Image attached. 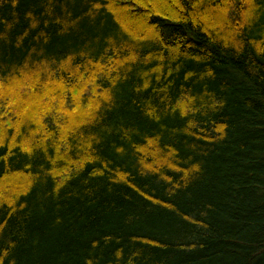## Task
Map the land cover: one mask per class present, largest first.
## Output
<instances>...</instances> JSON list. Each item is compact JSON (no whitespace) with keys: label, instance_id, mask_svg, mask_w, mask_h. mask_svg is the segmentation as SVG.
<instances>
[{"label":"trees","instance_id":"obj_1","mask_svg":"<svg viewBox=\"0 0 264 264\" xmlns=\"http://www.w3.org/2000/svg\"><path fill=\"white\" fill-rule=\"evenodd\" d=\"M0 264H264V0H0Z\"/></svg>","mask_w":264,"mask_h":264}]
</instances>
